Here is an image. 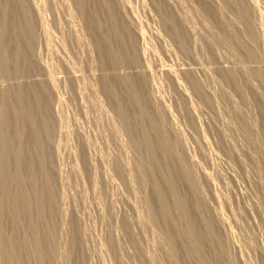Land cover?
<instances>
[{
    "label": "rangeland",
    "instance_id": "1",
    "mask_svg": "<svg viewBox=\"0 0 264 264\" xmlns=\"http://www.w3.org/2000/svg\"><path fill=\"white\" fill-rule=\"evenodd\" d=\"M23 1L34 22L36 57L29 70L24 65L21 73L4 75L0 82L32 84L47 75L56 81L41 95L48 129L46 167L58 202L40 226L51 228L56 250L50 255L44 247L45 264H198L180 240L169 255L174 231L154 207L147 152L136 146L116 110L115 96L105 89L115 75L138 82L148 113L160 119L178 153L190 160L198 195L182 180L177 191L192 208L197 198L204 204L192 214L196 229L203 231L207 259L214 264H264V0H111L118 20L129 30L134 53L142 55L140 62H124L116 70L103 61L109 46L100 37V27L89 24L76 0ZM79 1L88 13H97L102 26L111 27L101 0ZM171 24L176 31L168 29ZM182 31L184 46L179 41ZM167 70H174L176 82ZM128 110L133 113L137 106L131 104ZM131 126L139 124L132 119ZM154 151L159 153L156 141ZM167 168L172 170L170 158H161L159 171L168 173ZM203 217L213 223L218 244L207 242ZM3 228L9 231L10 224L5 221ZM20 229L31 240L27 226Z\"/></svg>",
    "mask_w": 264,
    "mask_h": 264
},
{
    "label": "bare ground",
    "instance_id": "2",
    "mask_svg": "<svg viewBox=\"0 0 264 264\" xmlns=\"http://www.w3.org/2000/svg\"><path fill=\"white\" fill-rule=\"evenodd\" d=\"M76 1L78 2L80 11L82 12L83 16L88 20L89 24L90 25L93 24V26L95 24L98 27H100V30H101L100 37L104 39V41L107 43L106 45L109 46V49L103 55V61L109 63L111 67L114 70H116L117 67L120 66L124 62H130V63L136 64L142 60V55L140 56L139 54L134 53L133 46H132V37L128 33L129 30L127 31V28H125V26H123V24L118 20L117 13H116L117 11H115V5H113L111 0H101V3L105 5L104 8L107 12L108 19L111 22V27H108V28H105L104 26H102L97 16V13L95 12L93 14L88 13L85 10V8H83V5L80 3V1L79 0H76ZM251 1H253L254 3L255 0H251ZM2 3L3 4L0 5V77L7 75L9 73H14V74L21 73L24 65H26L28 68L26 70H29L30 66H32V60H31L32 57L33 56L36 57V52H35L36 50L33 49L32 47L33 41L35 39V32H34L35 28H34V22H32V19H31L32 15L28 10L29 8L27 9V6H25L23 0H6ZM117 4H119V2ZM244 14H245V10H244V13H240L241 17L239 18H242ZM74 21H76V19ZM42 23H43L42 20H39L40 26L42 25ZM252 27L253 26H251V28ZM247 28H248L247 31L249 33L248 35L249 38L250 37L254 38V35L251 32L252 29H250L249 27ZM168 29L171 32H173L174 30L176 31V27H173L172 24L168 27ZM143 35L141 31V33H139V37H143ZM113 39L116 40L117 43L119 44L121 53L120 51L119 52L115 51L114 47H112V44L114 43ZM179 41L181 45L183 46L185 45L186 39H185V34L183 33V31L179 35ZM128 52L130 53L128 54ZM75 60H72V61L74 62ZM49 71H50V68H49ZM49 71L47 73H49ZM141 74H144L147 76L148 73L142 72ZM167 74L176 82L177 78H176V73L174 72V70L173 71L167 70ZM52 76L54 77V75H47L45 77V81L37 82L34 80L35 83L33 82L32 84L16 83L13 85H9V84H2L0 82V264H29L26 259L30 257L36 259L35 264L36 263L45 264V262L48 261V259L46 261V258H45L46 255L44 254V252L46 253V251H44L46 249V248L44 249L46 245L48 246L50 250V255H51L52 250L55 251L54 253H56V250L52 249L53 248L52 246L54 245L52 238L54 237H52L53 233H51L50 231L51 228L50 229L45 228L47 226L46 225L44 228L40 229V226H42V224L46 220L47 214L54 213L56 207L58 208V205H57L58 202H56V199L54 195L52 194V190H51L52 175L50 174V172L47 170V167H46L47 166L46 165L47 153H46V150L44 149V146L46 145L44 144V140H45L44 137L47 134L48 129L46 125L47 121L45 119V116L43 115L44 102L42 100L43 96H41L45 92L44 90L46 86L51 87V89L55 87L56 81ZM115 78H116L114 80L115 82L113 81V83L108 86L105 85L107 87L105 89H108V91L111 92L110 94L111 95L113 94L115 96L116 110L119 113L122 120L124 121V123L127 124L129 134L133 137L136 146L139 148L144 147V149L147 152L146 154L147 171L149 174L148 176H150V178L152 179L151 181L153 183V190H154L153 193L155 194V198H156L155 202H157L156 203L157 206L155 205L154 207H159V211H161L160 214H161L163 221L169 224L174 231L171 233V234L174 233V235H172L169 241L170 242V250L168 249L169 255L171 257L173 256L174 251H175L174 250L175 246L177 245L175 242L177 240H180L182 243V246L187 251L185 253H188L191 256L194 255L197 258L196 260H198V264H214V262H212L210 258L207 259L208 256L207 257L205 256L206 255L204 252L205 246L203 247V243H202V240H203L202 238L204 236L200 234V232L202 231L200 230L201 228L196 229V224L194 220L195 218H193V214H192L194 211V210L192 211L193 208L199 209L201 207V210H202L203 208L202 206L204 204L202 205V201H200L201 198L198 200V198L196 197L197 200L195 201L193 208H192V206L188 203L186 195L181 194L177 191L178 182L181 180L187 183L188 185L187 187H189L190 192H192L193 194H197L199 190L194 180L195 175L193 176V173L191 172L189 168L190 160L188 161V159H186L184 155H180L178 153L176 145L171 140L168 131L163 126V123L159 121L160 119L158 120L157 118L153 117L152 115L148 113L146 107L142 103L143 94L141 96L140 85L138 84V82H136L134 78L129 75H120V76L115 75ZM194 84L199 89L195 81H194ZM199 92H200V95L203 96V93L201 92L200 89H199ZM131 104H134L137 106V110L133 113L128 110V106ZM132 119H135L138 122L139 124L138 127L131 126ZM151 134H154L153 137L156 138V140L152 137ZM155 141L159 145V153H156L154 151ZM70 149L72 148L70 147ZM164 157L170 158L172 162V170H170V168H167L169 170L168 173H163L162 171L160 172L158 169L161 164V158H164ZM25 166L27 167V169L24 168ZM207 174L208 173H206V177L209 178ZM173 212H175L177 215L174 216ZM201 212H198V213L201 214ZM217 213L219 212H216V214ZM208 218L203 217V225H204V230H205L204 232H205V235L208 236L207 242H209L210 245H216L219 243L221 239L218 240L215 234L213 233V229H212L213 223L211 225ZM156 219L158 218L156 217ZM5 221H7L10 224L9 231L4 230L3 228V223ZM181 221L182 223H184V225L181 224ZM46 223L48 224V222ZM22 225L27 226L28 228L27 230L31 232V236H32L31 240L26 239L27 237H25V235L27 234L24 235V232L23 233L20 232V230H22L20 229ZM169 231L166 230V232H169ZM48 253L49 252H47V255ZM68 253H70V250ZM183 253H184V250H183ZM171 257H169L168 259H171ZM175 261H178V260L176 259ZM216 261H215V264H216Z\"/></svg>",
    "mask_w": 264,
    "mask_h": 264
}]
</instances>
